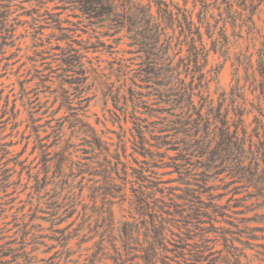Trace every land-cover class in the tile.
<instances>
[{
	"label": "trees",
	"instance_id": "1",
	"mask_svg": "<svg viewBox=\"0 0 264 264\" xmlns=\"http://www.w3.org/2000/svg\"><path fill=\"white\" fill-rule=\"evenodd\" d=\"M15 1L0 0L2 59H7L4 49L8 45L7 40L13 37L9 16ZM30 1L35 3L33 13L36 17H32L35 38L40 40L36 36L44 35V27H49L57 32L54 37L66 42L59 59L62 66L60 77H65L60 79L71 87L56 96L59 108L65 109L68 115L52 126L51 133L45 137L41 136L35 125L34 100L24 87L21 89V99L28 114L27 137L32 139V153L37 152L32 163L38 159L35 165L31 163L30 166L26 165V161H19L22 169L29 172L38 167L35 174H29L28 204L33 217L41 212L58 221L59 217L55 216L59 210L63 214L70 211L73 213L81 201V194L79 197L71 194L62 204H58L55 201L57 190L68 184L69 177L86 175L89 177L87 181L91 183V200H101V206L95 211L99 219L95 228L102 230V237L106 234L113 249V255L107 256L108 251L103 246L102 238L97 243L95 256L100 254V257L106 256L115 264H125L127 256L134 250V234L150 218L153 222L146 228L147 239L139 250L142 254L140 259L142 264H157L158 257L166 250L168 238L165 228L156 225L155 219L159 212L170 211L172 207L177 209L178 205L174 199L175 194L163 186L165 182L160 174L151 170V167L159 168L154 163L156 157L168 160L165 167L171 168L178 175V183L185 185L181 199L186 210L176 213L187 223L200 221L201 217L210 213L229 217L230 213L236 211L243 214L244 210H250L252 206L264 208V40L254 52L238 53L235 56L233 64L236 66V79L228 92L210 91L212 83L218 84L219 70L207 69L211 51H220L228 58L230 43L225 34L227 23L232 25V21L238 19L242 25L250 23L253 26L252 17L258 7V3L254 4L256 0H191V8L187 7L190 0H183L182 5L174 0H147L146 4L143 0H60L65 8L74 12L77 22L64 20L60 14L52 12L49 4L55 0ZM152 5L157 9L156 15L152 12ZM57 8L59 6L56 5ZM196 9L195 22L193 15ZM64 23L68 26H64ZM169 29L173 31V36L166 32ZM79 30L84 33L91 31L87 40L76 39L75 34ZM123 31L127 32L132 52L138 54L139 63L138 68L131 71L127 86L128 98L120 94V91L113 92L112 87L104 88L103 96L106 100L110 98L114 107L110 111L112 123L119 128L118 140L114 144L109 143L103 134H98L84 120L86 110L82 94L87 79L84 60L88 59L87 53L90 51L95 52L100 47L112 48V44L102 39L111 38L116 43L120 40L116 36ZM204 35L211 39V48H207ZM253 56H256L254 61ZM240 69L245 73L242 83ZM92 71L95 73L94 69ZM45 81L41 79L40 88H44ZM138 88L149 90V94L155 97L152 105H156V108L147 104L145 95ZM247 91L254 95L253 101L249 103L246 99ZM75 99L78 100L77 107ZM121 100L124 101V109L128 102L133 108L132 129L125 127V111L122 112L124 119L116 111H120ZM140 108L145 109V118L137 115ZM251 114L252 122L247 125L245 118ZM65 122L81 136V157L74 156L76 151L72 144H61V131ZM50 137L54 141L46 142ZM150 139L154 141L153 144ZM0 145L1 152L9 153L7 144ZM129 148L131 153H128ZM163 148L166 152L174 151L175 155L160 153L159 150ZM131 161L142 165L134 167ZM221 175H224L223 189L228 204L218 202L216 196H212L208 203L203 202L201 195L212 189L209 181ZM129 177L132 180L129 181ZM7 180L6 174H0L1 185ZM127 182L131 184L128 203L133 221H124L119 227L114 220L113 200L118 197L121 203L126 201ZM49 186L52 188L49 189ZM89 218L85 212L81 214L77 231L82 229ZM241 219V222L264 223V213L254 218ZM247 229L256 232L261 228ZM59 232L63 241L72 237L70 234L64 235V231ZM77 236L76 232L73 237ZM85 237L83 235L80 240L85 241ZM116 237L119 238L121 249L114 244ZM176 248L182 250L178 254L183 257L184 247L178 245ZM260 248L263 254L264 244ZM0 254H20L19 257H23L22 254L28 253H15L7 249L0 250ZM230 254H234L233 262L238 263L237 250Z\"/></svg>",
	"mask_w": 264,
	"mask_h": 264
},
{
	"label": "rangeland",
	"instance_id": "2",
	"mask_svg": "<svg viewBox=\"0 0 264 264\" xmlns=\"http://www.w3.org/2000/svg\"><path fill=\"white\" fill-rule=\"evenodd\" d=\"M136 1V0H135ZM182 5L183 0H174ZM58 2L57 4H55ZM146 4L147 0H143ZM258 3V7L252 17L254 24L242 23L236 19L232 21V25L227 23L225 25V34L229 39L230 47L228 51V58L222 52L211 51L208 56L207 69H218V84L212 83L210 91L228 92L235 84L234 58L238 53L254 52L259 48L260 43L264 40V0H256L254 4ZM59 8L55 9V6ZM35 3L30 0H17L13 3L11 14L9 16V24L13 28V37L7 40L5 47V56L7 59L0 57V144L8 145V152L4 154L0 147V174L4 173L7 176V181L0 184V250L11 249L17 252L25 251L28 254H0V264H115L108 257H100V254L95 256L96 246L101 239H104L103 246L108 251L107 256L113 255V249L107 241L106 234L102 237V230L96 229V221L98 219L96 210L101 206V200L97 199L93 202L91 200V191L89 190L90 182L88 176L69 177V182L61 189L57 190V197L55 201L62 204L71 194L81 197L80 203L76 206L73 213L67 212L63 214L62 210L58 211L57 216L59 220L54 221L48 214L37 212L33 217L32 209L29 202V174H35L38 167L29 170H23L19 161H26V165L32 163L37 156V152L32 153L33 143L32 139H28L29 130L27 128L28 114L26 106L21 99V89L24 87L29 96L34 100L35 115L41 136H48L52 126L61 122L68 112L65 109L59 108V100L56 96L71 89L68 84L61 82L62 66L60 64L61 50L66 46L65 41H61L58 37H54L53 31L49 27H44L43 34L36 37L33 30V18L36 14L33 13ZM188 8L192 7L191 0ZM52 12L60 14L64 20L77 22L74 17V12L65 8V4L60 0H55L49 4ZM156 7L152 5V12L156 15ZM75 13H78L77 11ZM197 9L194 11V21L196 22ZM217 14L216 11L213 13ZM44 26H47L43 24ZM221 25V23H220ZM219 25V26H220ZM64 26H68L64 23ZM104 33V30H101ZM168 35L173 36L171 29L166 31ZM204 32V29H202ZM89 33L84 31H77V40H87ZM240 34L241 37H237ZM204 37V42L207 48H211V39ZM120 38L118 42L111 38H103L107 44H112V48L100 47L95 52H88L87 58L84 60L85 68L87 70V79L83 84L84 99L83 106H85L84 119L89 123L98 134H103L104 138L109 143L117 142V134L119 128L117 124L112 123L110 111L114 110L112 100L103 96L105 87H112L113 92L120 91V94L129 97L127 93V86L130 82L132 70L138 68V54L133 53V49L129 47V40L127 32L123 31L116 36ZM164 38V37H162ZM95 41V40H94ZM172 54H170V57ZM256 56L252 57L254 61ZM92 69L95 70L93 73ZM240 83L245 78V73L242 69L239 71ZM46 80L44 88H40V81ZM143 86V85H142ZM144 94V100L150 107L156 108L152 105L154 96L149 94V90L138 88ZM217 94L215 95V97ZM253 93L247 91V102L253 101ZM78 100L75 99L74 104L77 107ZM119 110L117 113L122 119L127 116V125L125 127L132 129V114L133 108L128 102L124 109V101L119 103ZM125 115H122V112ZM146 111L140 108L137 115L145 118ZM253 115L245 118L246 124L250 125ZM105 124V126L103 125ZM251 127L248 128L250 130ZM81 136L70 127V124L65 122L61 131V144L70 143L74 146L76 152L74 156H83L81 146ZM48 143L54 141V138L47 139ZM153 144L154 141L150 139ZM1 146V145H0ZM53 147L51 150H53ZM153 150V149H152ZM132 150L129 148L128 153ZM160 153H165L166 150L160 149ZM167 155H175L174 151L166 152ZM77 160L76 157L73 158ZM140 160H143L139 156ZM36 159L32 165L36 164ZM168 160L156 157L154 163L158 167H151V170L160 174L164 180L165 187L170 188L171 192L175 194L174 199L178 205L176 208H170V211L159 212L155 219L156 225H162L165 228L168 242L166 243V250L158 257L157 264H264V253L260 248L264 244V223L241 222V218H254L264 213V208L250 207V210H244L243 214L239 211L230 213L229 217L219 216L210 213L207 216L201 217L200 221L185 222L184 218L176 213L186 210L184 201L181 199L182 189L185 185L178 183V175L172 172L171 168L165 167V162ZM134 167L142 165L135 164L131 161ZM6 172V173H5ZM74 173H77L74 171ZM223 178L221 175L217 179L209 181L212 189L201 195L203 202H210L212 196H216L218 202L227 205V197L224 196ZM128 180H132L130 177ZM120 183V182H119ZM121 184V183H120ZM49 189L52 186L48 187ZM126 201L120 202V198L113 200L112 206L115 223L121 227L124 221L132 222V213L129 207V199L131 198V184L127 182L125 185ZM160 194L158 193L157 196ZM151 201V200H150ZM121 203V204H120ZM45 207V206H43ZM85 207V208H84ZM238 210V209H237ZM86 213L90 216L89 221L82 225L81 214ZM184 215L186 214L183 213ZM183 215V216H184ZM87 218V217H86ZM147 224L139 226V232L134 234L132 243V253L127 256L125 264H142L139 251L141 246L146 242V228L153 221L147 218ZM259 227L260 231L251 232L247 228ZM60 231H64V235L70 234L71 239L63 241ZM90 231V232H89ZM77 237H73L75 233ZM174 233L173 235L171 234ZM63 233V232H62ZM117 234V232H116ZM86 235L85 241L80 238ZM116 237L114 243L118 249H121V244ZM183 248L185 255L182 257ZM21 248H23L21 250ZM237 250L238 263L233 262L231 252ZM94 254V256H93Z\"/></svg>",
	"mask_w": 264,
	"mask_h": 264
}]
</instances>
